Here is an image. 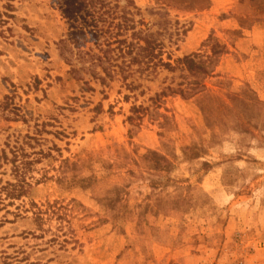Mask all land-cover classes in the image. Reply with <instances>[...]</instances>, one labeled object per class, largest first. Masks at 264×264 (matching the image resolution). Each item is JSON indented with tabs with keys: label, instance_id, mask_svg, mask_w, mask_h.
Here are the masks:
<instances>
[{
	"label": "rangeland",
	"instance_id": "1",
	"mask_svg": "<svg viewBox=\"0 0 264 264\" xmlns=\"http://www.w3.org/2000/svg\"><path fill=\"white\" fill-rule=\"evenodd\" d=\"M146 33L173 62L227 45L204 102L187 71L134 62ZM263 72L264 0H0V264H264ZM246 84L251 133L239 109L208 128ZM193 143L207 155L184 159Z\"/></svg>",
	"mask_w": 264,
	"mask_h": 264
},
{
	"label": "trees",
	"instance_id": "2",
	"mask_svg": "<svg viewBox=\"0 0 264 264\" xmlns=\"http://www.w3.org/2000/svg\"><path fill=\"white\" fill-rule=\"evenodd\" d=\"M241 28L243 29V27ZM143 33H145L144 30L141 31V34ZM236 33L237 35L241 36L242 31L236 30ZM134 34L136 35L137 32H134ZM141 40L144 41V45H140L139 42H129V44L127 45V48H129V53H132L133 47H137L139 49L138 54L134 58V62L138 60L141 61L140 57H143L144 59H148V62H153V65L155 67H162L169 71H176L177 69L187 71L189 75L195 79L191 82V86L187 88V90L179 89V93L182 96H186L185 94L187 93L193 97L198 96L199 103L205 101V97L207 96L205 92L207 91V89L201 84V80L212 75L214 73V66L216 60L220 56L228 53V47L225 43H223L218 38L210 36L207 43V46H210V54L205 57H200L198 55L185 56L183 58L179 57L173 62L171 54H168L167 60L163 58L164 51L162 42H160L157 38H152L151 35H148L146 33L141 36L138 41ZM126 42L127 40L125 41V43ZM99 59L100 64L98 65L102 67L106 77L111 76L112 68L116 66V64H112L110 63V61H107L108 65L105 66V60L102 57H100ZM71 72H76L75 68H72ZM100 79L101 81H105V77H100ZM228 98L231 101L230 104L232 106L229 107L230 104H225V102H221L220 100V103L217 108L211 113V123L208 125V128H212L214 130V124H216V121H218V119L221 118L220 116H223L226 111L232 112L234 109H239V112L233 116L235 125L232 127L238 133H251V129L249 128V126L256 116L255 109L252 104L258 98L256 91L249 84H246L243 88L231 90ZM132 110L133 113H137L139 111V108L134 106ZM133 119V116H129V120ZM215 133H213L214 136H216ZM182 153L184 159L196 160L203 158L205 155H207L208 148L202 144L193 143L191 145L184 146L182 148ZM149 156L153 157V162L150 166L153 169L167 171L173 168V162L167 157H164L161 153L149 150L148 153L143 156V158H148ZM174 156L176 158V155ZM203 165L206 167L210 166L208 162H204ZM18 180L19 181L16 184L10 182L8 183V185L12 187L10 190H7L6 196L8 198L21 199L22 196H24L26 188L24 183V175ZM118 200V197L111 198L108 200V203H115ZM32 207L35 221L38 222L39 220L43 219V210L36 203H32Z\"/></svg>",
	"mask_w": 264,
	"mask_h": 264
}]
</instances>
